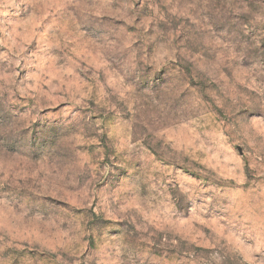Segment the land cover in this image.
Returning a JSON list of instances; mask_svg holds the SVG:
<instances>
[{"label":"rangeland","instance_id":"obj_1","mask_svg":"<svg viewBox=\"0 0 264 264\" xmlns=\"http://www.w3.org/2000/svg\"><path fill=\"white\" fill-rule=\"evenodd\" d=\"M0 264H264V0H0Z\"/></svg>","mask_w":264,"mask_h":264}]
</instances>
